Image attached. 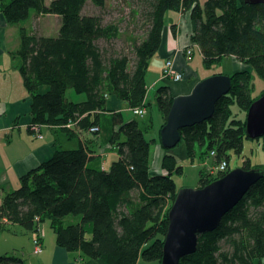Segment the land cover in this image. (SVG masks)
Returning a JSON list of instances; mask_svg holds the SVG:
<instances>
[{
    "label": "trees",
    "instance_id": "obj_1",
    "mask_svg": "<svg viewBox=\"0 0 264 264\" xmlns=\"http://www.w3.org/2000/svg\"><path fill=\"white\" fill-rule=\"evenodd\" d=\"M107 2L0 0V16L10 26L58 17L57 36L22 27L18 47L9 54L20 61L18 71L31 99L28 130L60 126L80 140L75 149L56 151L3 195L0 220L6 222L0 231L18 225L37 233L38 226L47 223L58 247L79 252L95 264H161L168 212L177 193L172 175L182 174L159 137L173 97L166 85L156 89L154 103L162 124L157 139L149 140L135 119L125 121L121 113L105 116L106 102L115 97L131 110L149 106L145 78L161 44L165 14L179 9L188 12L191 41L199 48L205 69L229 57L246 67L230 75L231 89L217 101L208 121L179 131V144L185 145L189 159L194 158L196 146L205 148L201 157H213L216 177L200 171L198 188L222 178L231 171L228 154L240 156L249 140L246 113L259 97L251 95L253 74L264 81V5H248L244 0H206L202 5L199 0H132L127 21L121 16L107 22L104 15L112 11ZM88 6L94 11L86 13ZM121 20L138 27L139 33L125 32ZM123 38L129 50H112ZM68 90L84 95V101H68ZM107 125V145L115 149L116 158L104 169L102 158L82 136L86 132L98 136L107 132ZM93 128L96 131L90 133ZM255 141H261L264 150V137ZM155 142L164 150L159 174H152L149 166ZM222 162L226 170L219 172ZM242 168L264 172V166H253L248 159ZM0 264L25 262L0 256ZM179 264H264V175L216 230L198 236L195 253L181 258Z\"/></svg>",
    "mask_w": 264,
    "mask_h": 264
},
{
    "label": "crops",
    "instance_id": "obj_2",
    "mask_svg": "<svg viewBox=\"0 0 264 264\" xmlns=\"http://www.w3.org/2000/svg\"><path fill=\"white\" fill-rule=\"evenodd\" d=\"M204 1L199 0V3L202 5ZM56 18L58 19L57 16ZM38 21H40V17L35 19V23ZM10 28L12 26L8 25L0 16V205L3 195L18 187L21 176L48 161L56 151L75 149L80 142L75 133L66 134L65 130L60 126H39L37 134L42 137L40 139L33 135L32 130L31 132L28 130L32 119L31 99L23 87L18 71L20 61L12 59L9 54L17 49V45L13 49L9 47L6 33ZM191 36L192 24L188 12H183L179 9L165 14V26L162 31L161 44L157 53L149 62L145 78L147 103L148 93H152L159 85H165L161 81V70L166 60H173L175 68L184 75V80L181 82L166 84L172 97L187 95L196 83L218 74L213 72L212 69L203 68V57L197 45L192 43ZM188 48H192L193 51V55L190 58H187L184 54V51ZM228 59L231 60L233 71L224 75L230 76L236 71L246 69L235 58L229 57ZM198 63L203 68L200 73H198ZM68 101L73 102L71 100ZM105 109L107 112L105 116H109L110 113L122 114L125 111L132 113L131 108L126 103L115 97L108 98ZM144 112V116L141 118L148 116V107L144 109ZM159 115L157 126L151 114L148 116L150 121L141 122V127L146 130L147 134L155 132L158 134L162 124L160 112ZM105 127L107 132L104 130L98 136L86 132L82 137H84L87 146L100 155L102 167L107 169L108 164L116 158V151L107 145V134L110 126L108 127L107 125ZM155 145H158V143L155 142ZM160 154L159 150L156 155L159 161L161 159ZM45 225V223L40 224L37 233L27 232L22 228H16L13 232L16 238L25 240V245L28 242L32 247L33 239L37 236L40 238L42 244L41 255L35 254L34 251L33 254L40 255L41 264H95L92 260L83 259L79 252L70 253L58 247L54 238L48 242L47 238L45 239L46 232L43 230Z\"/></svg>",
    "mask_w": 264,
    "mask_h": 264
},
{
    "label": "water",
    "instance_id": "obj_3",
    "mask_svg": "<svg viewBox=\"0 0 264 264\" xmlns=\"http://www.w3.org/2000/svg\"><path fill=\"white\" fill-rule=\"evenodd\" d=\"M244 3L264 5V0ZM230 89V76L217 74L196 83L189 94L173 97L166 122L159 131L161 147L173 149L181 140L180 130L208 121L217 101ZM245 133L251 141L264 137V93L246 113ZM263 175L260 169L241 167L203 188L179 189L168 212L161 264H179L181 258L195 253L198 236L216 230L222 218Z\"/></svg>",
    "mask_w": 264,
    "mask_h": 264
},
{
    "label": "rangeland",
    "instance_id": "obj_4",
    "mask_svg": "<svg viewBox=\"0 0 264 264\" xmlns=\"http://www.w3.org/2000/svg\"><path fill=\"white\" fill-rule=\"evenodd\" d=\"M51 0H46V3L48 4ZM118 1L122 4V7L118 8ZM132 0H108L107 5L108 7L112 6V11L109 13H105L104 20L109 22L113 19L117 20L119 17L122 16V18H125L127 21L128 13H129V4ZM204 1V0H203ZM205 3V1L203 2ZM124 6V7H123ZM136 8V7H135ZM134 8V9H135ZM94 9L91 6H88L85 9V12H93ZM117 18V19H116ZM120 19V18H119ZM118 19V20H119ZM39 22V23H38ZM35 23V20H27L26 22H22L16 26H12L6 33V37H8V44L10 49H13L15 45L18 47L19 43V29L24 27L26 29H33L36 30L38 33H42L43 36L46 37H55L58 34V29L60 26L59 19H57L55 16H45L40 17V21ZM121 26L125 29V32L129 34H137L139 33L138 27H132L127 26L126 22H123L121 20ZM126 41L124 38L120 41H117L114 43L113 46H111V49L117 52H124L125 50H129L128 46L125 43ZM130 51H128L129 54ZM132 57V55H129ZM9 64V63H8ZM202 65V63H201ZM199 66V67H198ZM198 73H200L203 68L200 67V63H198ZM212 71L217 72L218 74H226V73H232V65L231 60L228 58H225L221 61L220 64L212 66ZM184 80V79H182ZM181 80V81H182ZM180 81V82H181ZM252 82L254 85V91H252L251 95L253 98L261 97L264 93V81L258 77L256 74H253L252 76ZM169 82L163 81V84H168ZM160 86V85H159ZM159 86L157 88H159ZM156 90H154L152 93H148L147 99H148V109L149 114H151V117L153 118V121H155L156 126L157 122L159 121V110L157 106L154 104V96H155ZM67 100H71L73 102H79L84 100V95H77L73 90H68L65 95ZM258 97V98H259ZM148 114V116H149ZM123 119L125 121H129L130 119H135L138 121V123L141 125V122L143 121H150L149 117H143L141 116H134L130 112H122ZM94 133V132H90ZM146 139H152L158 137L157 132L155 133H148L146 134ZM158 142V141H157ZM160 150V157L164 155V150L160 149L159 145L153 144L151 146V154H150V170L151 173H160V161L157 160V153H159ZM205 151V148H200L198 146L195 147V156L193 159H189L187 157L185 145L181 142L173 149L167 150V154H170L174 156L177 160V166H180L182 168V174H176L173 173L172 179L174 180L176 184L177 191L181 188H192L196 189L198 188V182H199V173L200 171H205L208 174L213 173V177H216L214 175L216 173L215 166L213 164V157L210 156H202L201 153ZM229 165L230 169L233 170L235 168H241L244 160L248 159L250 160L251 164L253 166H264V150L262 149V142L259 141H250L247 140L244 142V148L243 152L240 156L235 155L234 153L230 152L229 154ZM111 163V162H110ZM110 164H108L109 167ZM107 167V168H108ZM46 225L43 227L44 232H46V237L48 242L51 241V239L55 238L52 230L49 228V225L45 223ZM0 226H3L0 224ZM21 229L18 225H10L5 226L0 231V256H14L16 258L22 259L25 264H41L40 262V255H34L33 254V247L32 245L27 242V245H25L26 241L22 239H18L15 237V234L13 233L15 230ZM28 232V231H27ZM47 243V242H46ZM16 245V246H13ZM89 260V259H88ZM141 264H145L144 262H140Z\"/></svg>",
    "mask_w": 264,
    "mask_h": 264
},
{
    "label": "built area",
    "instance_id": "obj_5",
    "mask_svg": "<svg viewBox=\"0 0 264 264\" xmlns=\"http://www.w3.org/2000/svg\"><path fill=\"white\" fill-rule=\"evenodd\" d=\"M184 54L187 58H190L192 55H193V51H192V48H188L184 51ZM182 79H184V75L178 71L176 68H175V65H174V62L173 60L169 59V60H166L164 62V66L161 70V81H166V82H169V83H178L180 82ZM132 114L135 115V116H144V109L142 108H136V109H132L131 110ZM70 124V123H69ZM67 125V126H70V125ZM39 126H33L32 127V133L34 136L38 137L39 139L42 138L41 136H39L37 133H38V128ZM92 132H95L96 129L93 128L91 129ZM226 170V164L225 162H222L218 168H217V171H221V172H224ZM3 222L5 223L6 220L5 219H1L0 220V224H3ZM33 251L35 254H40L42 252V244L40 242V238L38 237H35L33 239Z\"/></svg>",
    "mask_w": 264,
    "mask_h": 264
},
{
    "label": "bare ground",
    "instance_id": "obj_6",
    "mask_svg": "<svg viewBox=\"0 0 264 264\" xmlns=\"http://www.w3.org/2000/svg\"><path fill=\"white\" fill-rule=\"evenodd\" d=\"M135 116V115H134Z\"/></svg>",
    "mask_w": 264,
    "mask_h": 264
}]
</instances>
